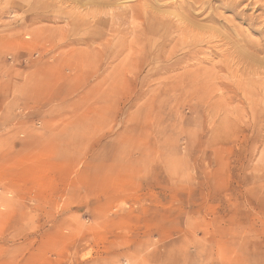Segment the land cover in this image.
<instances>
[{"label": "rangeland", "instance_id": "1", "mask_svg": "<svg viewBox=\"0 0 264 264\" xmlns=\"http://www.w3.org/2000/svg\"><path fill=\"white\" fill-rule=\"evenodd\" d=\"M0 264H264V0H0Z\"/></svg>", "mask_w": 264, "mask_h": 264}]
</instances>
